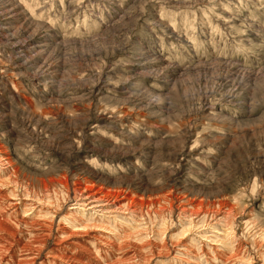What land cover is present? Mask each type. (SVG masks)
Listing matches in <instances>:
<instances>
[{
	"label": "rangeland",
	"instance_id": "374dc122",
	"mask_svg": "<svg viewBox=\"0 0 264 264\" xmlns=\"http://www.w3.org/2000/svg\"><path fill=\"white\" fill-rule=\"evenodd\" d=\"M0 264H264V0H0Z\"/></svg>",
	"mask_w": 264,
	"mask_h": 264
},
{
	"label": "bare ground",
	"instance_id": "6f19581e",
	"mask_svg": "<svg viewBox=\"0 0 264 264\" xmlns=\"http://www.w3.org/2000/svg\"><path fill=\"white\" fill-rule=\"evenodd\" d=\"M17 48H20V49H26V46H24V45H21V46H18ZM19 49V50H20ZM21 51V50H20ZM23 51H25V50H22L21 52H23ZM242 71H243V69H242ZM246 71V70H245ZM89 198H93V203L91 204V205H89V208H91V209H95V210H101V206H105V205H108V202H104V200H103V198L101 197V196H99L98 194H91L90 196H89ZM59 205V204H58ZM70 209V208H69ZM186 209V208H185ZM50 214V213H49ZM196 214V213H195ZM204 214V213H203ZM190 215H191V213H190ZM198 215V214H197ZM206 216H208V215H206ZM191 217H192V215H191ZM191 217H190V221H192V219H191ZM196 217V216H195ZM211 217V216H210ZM206 218V217H205ZM204 218V219H205ZM217 217H215V219H216ZM214 228V227H213ZM228 228H230V229H232V227H228Z\"/></svg>",
	"mask_w": 264,
	"mask_h": 264
}]
</instances>
